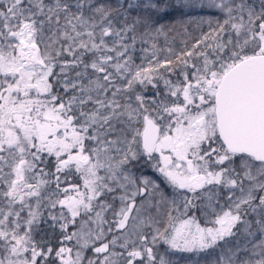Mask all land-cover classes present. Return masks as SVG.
<instances>
[{"label": "snow or ice", "instance_id": "1", "mask_svg": "<svg viewBox=\"0 0 264 264\" xmlns=\"http://www.w3.org/2000/svg\"><path fill=\"white\" fill-rule=\"evenodd\" d=\"M0 264H264V0H0Z\"/></svg>", "mask_w": 264, "mask_h": 264}]
</instances>
